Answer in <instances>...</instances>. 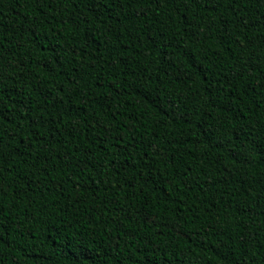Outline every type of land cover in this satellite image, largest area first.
Wrapping results in <instances>:
<instances>
[{"label": "trees", "instance_id": "1", "mask_svg": "<svg viewBox=\"0 0 264 264\" xmlns=\"http://www.w3.org/2000/svg\"><path fill=\"white\" fill-rule=\"evenodd\" d=\"M0 112V264H264V0H0Z\"/></svg>", "mask_w": 264, "mask_h": 264}, {"label": "snow or ice", "instance_id": "2", "mask_svg": "<svg viewBox=\"0 0 264 264\" xmlns=\"http://www.w3.org/2000/svg\"><path fill=\"white\" fill-rule=\"evenodd\" d=\"M207 3H210V4H218L219 3V0H206ZM233 79H235V77H233ZM5 119V116L2 112H0V121H3ZM10 122V121H9ZM5 147H8L9 148V153H5L3 151V149ZM16 147H19V145L17 144ZM11 147L9 145H6L4 143V140H3V136L0 135V170H7L5 168V165H10L11 164V161L9 159H6V157L8 155H10L11 153ZM4 228V224H3V221L0 220V230H2ZM2 238V237H0Z\"/></svg>", "mask_w": 264, "mask_h": 264}]
</instances>
